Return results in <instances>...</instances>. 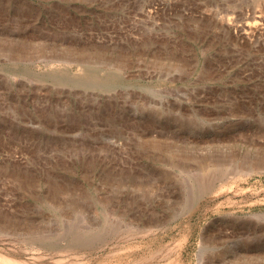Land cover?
Here are the masks:
<instances>
[{
    "label": "rangeland",
    "instance_id": "rangeland-1",
    "mask_svg": "<svg viewBox=\"0 0 264 264\" xmlns=\"http://www.w3.org/2000/svg\"><path fill=\"white\" fill-rule=\"evenodd\" d=\"M0 264H264V0H0Z\"/></svg>",
    "mask_w": 264,
    "mask_h": 264
},
{
    "label": "bare ground",
    "instance_id": "bare-ground-1",
    "mask_svg": "<svg viewBox=\"0 0 264 264\" xmlns=\"http://www.w3.org/2000/svg\"><path fill=\"white\" fill-rule=\"evenodd\" d=\"M53 62H54V60H52ZM57 61V60H56ZM50 62V60L48 61V63ZM87 72H88V70H87ZM216 153H219V152H216ZM224 153V152H223ZM219 155H221V153H219ZM189 156V155H188ZM209 156V155H208ZM224 156H225V154H224ZM235 156V155H234ZM234 156H233V158H234ZM192 157V156H191ZM217 157H219V156H217ZM221 157V156H220ZM226 158H224V157H222V158H216V159H214V158H205L204 160H202V161H200L199 162V166H197V167H199V169L201 170V169H205V168H207V167H209L208 165H211V164H208V163H216V164H218V165H221V166H224L223 164H226L227 163V161H228V158H227V155L225 156ZM231 158V157H230ZM182 159V158H181ZM188 159H190L189 157H188ZM178 162H180V159H179V161ZM182 162V161H181ZM185 162V161H184ZM190 164H194L193 162L192 163H190ZM216 164H214V165H216ZM207 166V167H206ZM183 167V166H182ZM225 167V166H224ZM180 168H181V166H180ZM179 168V169H180ZM199 169H197V170H199ZM207 169H209V168H207ZM220 169V168H219ZM188 170V169H187ZM192 170V169H191ZM190 170V171H191ZM212 170H214L213 168H212ZM211 170V171H212ZM185 171V170H184ZM194 171V170H193ZM203 172H206V171H203ZM243 174H249L250 173V171H246V172H242ZM192 175V174H191ZM190 175V178L192 177ZM198 176H200V175H198ZM203 177V176H202ZM185 178H186V176H185ZM200 179V178H199ZM188 180V179H187ZM195 181V180H194ZM202 181V180H201ZM204 181V180H203ZM196 183V182H195ZM201 183V182H200ZM203 183V182H202ZM206 185H207V183H205ZM208 186V185H207ZM202 187H205L204 185H202ZM209 187V186H208ZM201 188V187H200ZM199 187L197 188V189H200ZM206 189H207V187H205ZM205 188L203 189V190H205ZM201 190V189H200ZM199 191V190H198ZM207 191V190H206ZM200 192V191H199ZM77 236V235H76ZM73 239H75V237L73 238ZM80 240V239H79ZM75 241H77V240H75ZM2 259V261H4L3 260V258H1Z\"/></svg>",
    "mask_w": 264,
    "mask_h": 264
}]
</instances>
